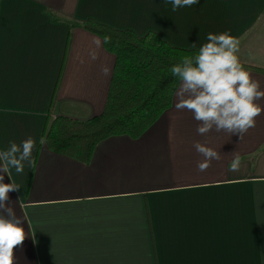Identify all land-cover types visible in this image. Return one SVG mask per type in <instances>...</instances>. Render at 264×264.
I'll use <instances>...</instances> for the list:
<instances>
[{
  "label": "crops",
  "instance_id": "crops-1",
  "mask_svg": "<svg viewBox=\"0 0 264 264\" xmlns=\"http://www.w3.org/2000/svg\"><path fill=\"white\" fill-rule=\"evenodd\" d=\"M88 20L185 50L230 31L244 66L264 70V0L176 11L165 0H0V150L34 140L7 201L26 233L14 264H264V111L242 137L202 135L176 91L140 138H107L87 164L47 147L56 117L87 121L107 104L116 59L79 26ZM251 75L264 88V73ZM196 142L219 153L203 171Z\"/></svg>",
  "mask_w": 264,
  "mask_h": 264
},
{
  "label": "clouds",
  "instance_id": "clouds-1",
  "mask_svg": "<svg viewBox=\"0 0 264 264\" xmlns=\"http://www.w3.org/2000/svg\"><path fill=\"white\" fill-rule=\"evenodd\" d=\"M171 4L172 11L185 6L198 4L199 0H165ZM110 37L104 36V43ZM101 43L99 39L95 41ZM196 43H193V47ZM239 41L230 33L209 32L206 42L201 44L194 55L184 56L180 62L171 66L170 71L179 81L176 107L188 109L199 121L197 132L205 134L215 128L225 130L240 137L256 124V117L264 111L259 101L264 98V88L259 80L251 75L238 56ZM95 58V53H93ZM109 68L103 69L104 73ZM195 149L205 158L198 164L203 171L207 161L219 158V153L208 145L195 143ZM34 140L32 137L9 141L8 146L0 150V264H14V246L20 244L26 236L24 219L10 206L9 192L22 186L13 180L12 172L22 174L26 164H33ZM239 166V160L231 163L233 170ZM5 175L11 182H5Z\"/></svg>",
  "mask_w": 264,
  "mask_h": 264
},
{
  "label": "trees",
  "instance_id": "trees-1",
  "mask_svg": "<svg viewBox=\"0 0 264 264\" xmlns=\"http://www.w3.org/2000/svg\"><path fill=\"white\" fill-rule=\"evenodd\" d=\"M79 26L99 36L103 43L105 35L110 37L104 47L116 60L107 104L102 114L87 121L56 117L42 139L51 151L87 164L103 140L115 136L138 139L157 122L171 107L179 87L171 66L197 50L175 48L154 32L139 37L131 30H116L92 20ZM60 79L61 75L58 84Z\"/></svg>",
  "mask_w": 264,
  "mask_h": 264
}]
</instances>
